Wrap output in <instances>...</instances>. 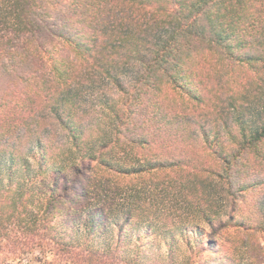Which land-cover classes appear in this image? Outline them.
<instances>
[{
    "label": "trees",
    "instance_id": "obj_1",
    "mask_svg": "<svg viewBox=\"0 0 264 264\" xmlns=\"http://www.w3.org/2000/svg\"><path fill=\"white\" fill-rule=\"evenodd\" d=\"M260 186L264 0H0V264H256Z\"/></svg>",
    "mask_w": 264,
    "mask_h": 264
},
{
    "label": "rangeland",
    "instance_id": "obj_2",
    "mask_svg": "<svg viewBox=\"0 0 264 264\" xmlns=\"http://www.w3.org/2000/svg\"><path fill=\"white\" fill-rule=\"evenodd\" d=\"M206 110H207V108L204 107V108H202L201 111L206 112ZM116 152H117L118 156H125L126 154L131 152V147L123 145L122 147H118L116 149ZM194 152L199 154V157H198V166L199 167L208 169V167H212V166H214V164H216V160L211 155L212 151L209 150L208 148L205 149L202 147H198V149H196ZM185 161H186V163L189 162L188 160H185ZM176 174H177V176L182 175V176L188 178V175L182 173L181 171H177ZM189 174L191 176H193V174H197V175L199 174L200 175V173L197 171H192ZM205 174H207V172H205L204 175ZM112 175L114 177L113 179L120 182L121 184H127V183H139L140 184V182H138V178H135V177H125V176H122L121 174L120 175L119 174H117V175L112 174ZM151 177L152 176H148V178H151ZM166 177L167 176H165L162 172H160L159 174H157L156 177H153V178L163 179ZM168 177H170L169 174H168ZM203 177L205 178V176H203ZM49 178H50V176H49ZM208 181L210 183L212 182V184H215V185L217 184L216 180L209 179V177H208V180L206 181V183ZM61 182H62V180H61ZM210 191L213 194V190L210 189ZM250 193L255 194L257 197H259L261 194L264 193V186H260V187H258L257 191H252ZM253 206H254V202L252 200L245 207V211L247 213L253 212ZM116 231H117V229L115 227H112V231L110 233L112 235H116ZM142 231H143V229H138L133 233V235L127 236V239H126L127 244L130 245L131 247H136L138 245V243L140 242V235H141ZM220 231H222L221 235L226 237L227 243L230 241H232V242L236 241L239 244H241V241H246V242H251V243L261 242V245H263L264 233L256 232L254 227L250 226V225H248V228L245 230L226 227L224 229H221ZM159 233H153V235L151 236V239H152L150 242L151 245L147 246V248H146L147 256H148L146 260L148 263H151L152 261H154V259H155V261H156V259H157V261H161L160 259L165 257L166 252L168 250L169 242L171 241V239L165 238L164 235L159 234ZM211 233H212V229L210 227L206 226V233L204 235H202V239H201L202 242L198 246V248L206 249V251L202 250L201 253L212 258V259L215 258V261H217L216 258L218 257V259H220L221 255L220 254H213V252H211L212 248L208 244L211 241V239L214 237V234L213 233L211 234ZM107 237H108V235H107ZM104 239L105 238L101 237V236L96 237V240L104 241ZM143 241H145L144 243L148 242L147 238L144 239ZM176 241H177L176 242L177 243L176 244L177 257L179 258L182 253H185L187 251V248L185 246L186 244H185L184 240L181 237H177ZM224 243L225 242H223L220 238H216V247H217V249H219L221 247L220 252L226 251V245H224ZM150 247H152V249H150ZM257 252L258 253L255 254V263L257 262L259 264H264V253H260L259 249H257ZM217 262H219V261H217ZM30 264H42V263L39 260H33Z\"/></svg>",
    "mask_w": 264,
    "mask_h": 264
}]
</instances>
